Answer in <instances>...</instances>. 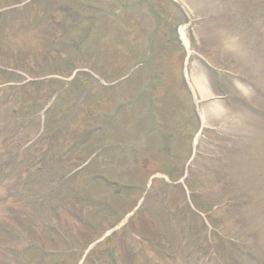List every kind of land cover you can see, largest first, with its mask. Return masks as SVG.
<instances>
[{
	"label": "rangeland",
	"instance_id": "obj_1",
	"mask_svg": "<svg viewBox=\"0 0 264 264\" xmlns=\"http://www.w3.org/2000/svg\"><path fill=\"white\" fill-rule=\"evenodd\" d=\"M10 2L22 0H0V5L9 6ZM21 9L13 14L17 18L22 12L19 18L12 20V24L7 22L5 32L0 33V64L11 70L31 69L35 78L56 73L68 77L72 68L91 74L95 84L85 81L80 90H76L79 87H68L54 106L63 107L64 111L59 115H69L67 120L74 115L68 131L69 135L73 134L68 138L70 143L81 137L82 133L76 132L87 129L93 132L89 145L77 150V159L86 157L91 150L101 151L65 186L58 188L57 183L50 187L58 193L47 206L32 203V197L31 201L30 197L22 198L19 214L23 221V218L27 219L21 230L39 243L41 254L46 255L39 259L34 253V257L24 253V257L22 249L27 240H16L14 245L22 251L19 254L22 258L17 263L77 264L89 244L99 238L100 244L90 251L83 264H113V258L117 264H213L210 253L198 263L190 246L192 240L186 243L182 230L184 216L187 221L191 218L192 227L197 229L199 226V220L186 212L185 199L190 198L192 205L201 211L213 213L211 221L216 232L227 239L245 241L251 255L257 258L254 263L248 262L234 252L235 264H262L264 0H32ZM64 9L66 12L62 11ZM153 12L156 13L151 21ZM175 24L184 25L189 52L179 42L177 46L171 42L173 36L169 33L173 32ZM135 35L139 39L134 38ZM139 41L141 47L135 45ZM130 43L134 44L132 48ZM132 53L137 57L140 55L138 62L135 56L136 65H133ZM187 56L193 73L208 89V95L226 98L219 101L216 108L210 107L211 112L205 113L207 125L198 132L194 160L188 168L190 183H184L188 190L184 189V196L179 185L162 182L167 181L164 175L168 172L173 181L181 177L179 169L184 163L183 156H176L174 160L158 158L151 153L156 141L150 139L142 148L147 150L146 154L137 156L135 162H130L125 154L110 156L104 148L111 138L107 125L115 103L120 108L118 121H114L116 127L120 126L117 128L120 135L125 136L123 127L127 120L143 123L131 129L130 134L145 132L147 120L142 121V116L147 105L140 101L135 108L126 109L124 84L131 83L128 88L130 99L133 98V91L135 94L142 89L141 84L147 82V71L154 77L148 81L149 99L155 96L160 120L168 126L172 120L186 119L179 133L193 132L186 115L183 87L179 88L176 81L181 79L182 66H179ZM41 65L46 68V74L40 70ZM124 68L125 79L121 83L119 79ZM71 79L72 75L65 80ZM79 80L81 82L82 77ZM44 99L40 96L33 104L38 108ZM17 105L19 103L12 100L5 105L7 117L10 110L19 108ZM202 108L206 110L204 106ZM153 111L150 107V116ZM85 118L90 120L86 122ZM34 119L38 124L41 117ZM66 124L71 123L66 121ZM29 131L30 128L26 130ZM178 136L174 147L183 155L185 141ZM117 142L118 146L124 143L120 137ZM131 150L126 148L128 155ZM132 155L136 157V154ZM103 175L123 185L135 186V189L114 197L113 187L102 181ZM150 176L155 180L146 190L145 181ZM37 180L27 185L40 192L44 188L36 183ZM21 182L26 183V180ZM18 189V196L28 194L27 187L19 186ZM6 190L0 188V193L4 194ZM14 194L17 196V191ZM142 203L127 225L120 222L127 215L132 217ZM107 206H112L111 216ZM4 212L0 209L2 227L9 222ZM206 215L203 212L201 217L207 220ZM32 219L36 220L35 230L28 229L29 224H33ZM110 228L113 229L107 231ZM0 264L16 262L0 252Z\"/></svg>",
	"mask_w": 264,
	"mask_h": 264
},
{
	"label": "trees",
	"instance_id": "obj_2",
	"mask_svg": "<svg viewBox=\"0 0 264 264\" xmlns=\"http://www.w3.org/2000/svg\"><path fill=\"white\" fill-rule=\"evenodd\" d=\"M9 80L10 78H7L5 82L10 83L11 80ZM31 87L32 86L28 84L13 91L15 93H20L22 98L21 96H12L13 98L11 97V100L15 103H20L21 100L22 102L17 105L19 107L16 108L17 110L12 109L9 111L10 116L8 117L3 109L6 105L4 104L3 92H7L8 90H2L0 92V96L3 95V97H0V179L2 178L1 174L8 171L7 177L18 184L21 181L20 179H23L22 177L25 171H29L32 168L31 164L35 162V155H38L37 159L40 160L39 154H41L36 144L40 143L42 137L39 139V142H34L25 148V146L34 139L35 135L31 134V127H33V125L21 123L22 120L31 116V112L29 111L31 109L28 107L29 104H31V100L27 98L26 95H23V93H26ZM23 100H25V102H23ZM29 128L30 131L26 132ZM26 165H29L28 168H26ZM1 185H3L2 181L0 182V186ZM10 189L11 195L14 194L13 191L17 189V185H12Z\"/></svg>",
	"mask_w": 264,
	"mask_h": 264
},
{
	"label": "bare ground",
	"instance_id": "obj_3",
	"mask_svg": "<svg viewBox=\"0 0 264 264\" xmlns=\"http://www.w3.org/2000/svg\"><path fill=\"white\" fill-rule=\"evenodd\" d=\"M195 81H196L197 84L200 86V90L203 92V95H204V93H206V90L202 88V86H201L202 83L199 81V79H196ZM200 84H201V85H200ZM208 97H212V96H208ZM217 106H218V103H215V102H214V103H211V104H209V105H207V110H208V112H211V110H209L210 107H215V108H216ZM215 108H214V109H215ZM212 110H213V109H212ZM213 113H214V115H216L215 112H213Z\"/></svg>",
	"mask_w": 264,
	"mask_h": 264
}]
</instances>
